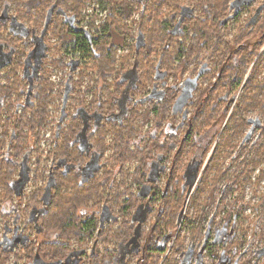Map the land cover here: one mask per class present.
<instances>
[{"label": "trees", "instance_id": "obj_1", "mask_svg": "<svg viewBox=\"0 0 264 264\" xmlns=\"http://www.w3.org/2000/svg\"><path fill=\"white\" fill-rule=\"evenodd\" d=\"M134 1L138 3L136 7L133 5ZM145 1L147 0H107L109 15H111L112 18H108V23L104 25L103 31L94 35L91 32V34L94 36L91 44L88 42L87 38L83 36V34L71 30L70 27L73 26L70 25L69 22L66 24L63 22V20H61L62 24H64L63 26L66 27L64 34L69 35V40H72L70 45L73 49L77 47L83 51H87L91 47L96 49V62H98L99 68L97 74L101 77L99 88H102L101 93H103V95L105 93L107 95L106 98L101 100L97 106V108H99L101 111L99 113L100 116L102 115V112H105V108L108 110L114 109L115 104L120 102V99L116 98L118 96L117 93H120L125 86L124 83L122 85V82L128 79L127 77L123 79L124 76L121 78L123 73L127 75L130 72H136L137 76L139 77V83L141 84V87L146 88V85L153 83L154 78L152 70L158 71L159 73L161 72L162 75L165 71L168 73L171 72L174 73L175 77H178L177 69L181 68L180 72L183 73L188 69V65L190 64L192 57L198 58L199 56L207 55L208 50L220 53V58L218 62L215 63V65L218 63L220 64L219 80H224L223 82L226 88L232 90L235 88L237 89V87L242 83L243 74L246 72L249 66L251 71L248 72L245 78L246 81H243V85H247L251 82L253 78L252 72H254V65L256 67L257 61L259 62L264 60V0H261L262 2L258 7H253L251 9L252 12L251 10L249 11L250 5L247 4L249 0H199L198 2H195L194 0H150L148 6L144 5ZM231 1H234V11L236 13L233 15L234 17L232 21L226 25H222L220 22L229 17ZM1 2H3V0H1ZM189 2L193 5L194 3L196 5H201L202 13L200 14L202 17H196L193 26L185 27L184 31H182L185 33L192 31L191 38H189V45H187L186 41L183 43L176 40L175 36L177 30L173 27V25L175 23V16L180 11L181 6H184ZM81 3L83 4L82 0H64V6L73 11V13L76 11L79 12L77 9H80L79 7L81 6ZM35 4H37V0L31 1L30 8H32V6ZM3 5H7L9 7L11 6L9 2H4ZM53 6H55V4ZM142 7H144V10L140 15L141 18L139 17L138 19L139 22H136V26L141 36L145 38V42L142 41L141 45L138 43L133 46L134 56L130 62L127 60V55L123 58V61L119 65L120 68L123 69L111 70L115 61L113 45L118 44L114 43L110 31H113L114 28L117 30H122V34L120 35L122 36L121 40H123L124 44L127 43L125 39L129 33L127 30H129V26L131 27L130 24L129 26H125L124 24L123 26L120 25V23L114 20L113 16L118 15L124 19H127L131 15L129 14L131 11L139 10V8L141 9ZM242 12H246L247 14L245 22H242L240 17ZM54 14L55 13L52 12L49 23ZM195 15L191 16L188 20L193 19ZM151 20L153 21L152 24L150 23ZM237 23H239V25L237 26L234 35H231L230 38H227L228 36L224 34L223 30ZM13 29L16 30L17 28ZM42 32L45 33L46 29L43 28ZM31 34L32 33L30 32V35ZM211 37H215L213 44ZM67 42V40H63L64 44ZM43 43L45 44L44 41ZM218 45L223 46L222 50L219 51ZM262 45L263 47L259 50V47ZM4 46L6 47L5 44ZM66 47L67 46L65 45V48ZM15 49V46L12 44L6 48L8 55L9 53L12 55L6 67L12 64V60L15 59ZM255 55H257L256 60L254 58ZM176 59L179 60V63L176 67H172L170 63H175L176 61L178 62ZM252 61L253 63H251ZM125 64H127L126 67ZM207 67L208 70H210L208 63ZM16 73L17 72H13L11 75L8 73L7 75L6 72V75L4 76L5 83L0 82V97H4L6 93L10 94V90L11 92L13 91V93L19 91V87L23 84L16 83L18 80H22L21 77H19ZM38 73H40V71H38ZM199 73H202V71L200 70ZM116 74L118 76L113 78L111 80L112 82L107 81L108 78H112ZM40 75L41 76L39 77L44 76L43 74ZM137 76H135L134 81L137 79ZM38 80L39 83L34 95L37 100V110H34L32 117L28 119L26 118L29 115V109L34 107L32 103L33 100H29V103L26 104L21 113L14 111L12 113L13 115L5 116L6 118H12L11 122H14L12 124L13 133H11V135L13 134V137L10 138L13 157H17L19 154L25 152L29 153L31 151L27 146V134L25 131H31L34 133L36 137L34 143L36 147H38L39 131L42 127L41 123L45 118L48 106V104L45 102L48 97L47 94H45V91L47 92V88L46 90H43L41 84L44 81L41 79ZM140 80L146 83L142 85ZM111 84L114 86L113 91H109V86H111ZM120 85H122L121 88ZM134 86V83L131 85L128 84V87ZM209 89H211V87L208 89L207 87L204 88L201 91L202 96L204 95L206 97L207 94L210 93ZM144 91L147 92L148 90ZM177 96V91H173L169 88H167V92H165L164 97H158L159 99L156 101L144 96V98L140 100L141 102L139 103H141L142 108L143 104H146L145 111H140L141 108L139 109L140 106H138V104H129L128 106H124V108H122V105L119 104L120 112L116 113V115L118 114L120 118L116 119L114 122L106 121V124L100 126L99 131L96 133L97 135L89 136L92 138L91 141L93 144L98 147L99 150H111V155L108 158L102 160V165L104 167L103 177L106 181H96L90 174H86L85 171L87 170V167H91L95 163L96 159H89L88 156H84L83 154L82 156L78 155V157H75L74 154L76 153L72 151L71 154L69 152L71 150L68 149V139L70 137L63 138L64 147L61 145L55 149V160L77 161L79 162V166L86 163L87 164L84 167V171H82L81 168L79 169L76 167L75 170L72 171L68 176L61 175L62 165L56 166V171H58L56 178L57 187L53 190V201L50 204V209H47L48 215H46L39 224L41 230L42 227L45 228L47 233H51V236H47L49 237V240L47 239L46 244L43 247H39L34 252L36 264H58V262L61 261L60 259L66 257L68 254L67 252L71 250V238L75 237L77 241H81L86 238L87 234L92 235L95 229L102 230L103 228L104 230H102L101 235H105L107 239L110 238L108 241L113 242L115 247H119V244H122L121 241L127 243L129 238L134 239L135 237L140 236V233L142 235L143 233L147 234L148 241L144 247L145 252L138 256L134 255V264H171L175 261L173 254L177 253L179 249L174 247L169 253V257H166L164 260H162V256L166 252L167 246H162L161 242L163 239L167 238L168 235L172 233V231H174L173 228L175 221L179 220L181 212L183 211L186 194L189 192L192 184L194 183L193 179L195 180L201 168V164L199 162L192 161L191 163L188 161L184 167L183 173H181L182 181L180 183L179 181H175V179L172 180L171 177H169L166 187L163 186L160 188L155 186L157 176L160 175L159 171L163 168V165L161 164V158L160 155L158 156V153L165 148L163 145L165 144V141L161 142L163 144H158L160 141L156 135V131L161 126V122L164 121L165 116L170 110V107L172 108L173 103L177 104L179 99V97L176 99ZM238 96L239 97H237L236 100H238L240 104L242 96L241 94ZM236 104L239 109L243 108L242 104L239 105L237 102ZM11 105L12 103L8 104L7 106L11 108ZM207 105L208 100L202 98L201 101H198L196 112L198 113L199 111V116L202 120H207L209 115L212 113L213 116L216 117V120L220 121L225 116V111L229 108V104H226L219 116L215 112L216 108L212 107L213 105L211 104H209L211 107L209 108V113L207 114V108L203 109V106ZM2 111V104H0V120L3 119ZM123 112H125L124 115H122ZM170 113L171 112H169V114ZM149 115H153L155 122L153 126L144 133L147 138H143L141 143L132 145V141L130 139H135L137 136L135 124L137 119L147 118ZM171 116H173L172 113ZM199 116L194 113L190 118H188L187 123L195 124V121ZM231 120V117H229L228 121L230 122ZM9 125L10 124L8 123L3 125L2 133L4 137H8L7 131ZM153 127L154 130L151 131V128ZM75 128H78V125L73 124L71 126V131H73ZM190 131H192V127H190ZM108 132H110L111 139L109 143L106 142L105 138ZM73 134H77V132ZM190 135L191 132L188 134V137ZM192 139H194V137ZM141 144L144 145L141 146ZM257 150H260V148L258 147ZM137 157L139 160L134 166V171L128 173V171L132 170V168L129 166V163ZM37 160H40V156L37 157ZM111 160L114 161L112 167L108 166V161ZM15 164L11 161L8 166L14 170L17 166V164ZM217 164L214 165L211 169V172L207 174V176L210 177L209 175L213 173L212 182H215V180H218L222 177V172L216 171L219 169ZM127 175H131L133 181L127 182ZM214 176H217V178H213ZM80 179H84L83 182L81 181L79 183ZM109 179L111 180L109 181ZM208 183L209 182H207V186L212 187L211 190H213L215 183L209 184L210 186ZM132 184L136 185V190L135 192L129 194L127 186H132ZM70 185H72L71 191H61ZM85 186L87 187L86 190L83 189ZM111 187H114L115 190L112 205L109 209L108 205L110 202L107 199L108 195L106 194L104 196L102 193L111 189ZM204 190L205 189H202L201 186L196 185L194 190L195 193H192L191 195L190 199H193L194 201H189V203L195 208L193 210V212L195 211L194 215L196 214L198 216L206 214L203 211L205 205H201L203 201L199 202V196L194 198L198 191L201 196L205 193V199H207V191L205 192ZM149 192L155 196L159 193H163V196L159 197L162 202H156V198L149 200V202L143 201L145 199H142V197L145 193ZM124 195L127 196L123 199L122 197ZM103 196L105 198L104 203L107 205V209H101L100 211L102 213H107L108 216L106 222H102L104 227H100L98 226L99 219L97 220L94 214L87 216L85 213V208L80 207L83 205L86 206L88 200L91 201L92 198V200L97 202ZM172 199H176L177 201L174 202L173 209L170 210L168 204ZM154 204H158L157 207L154 208ZM179 204L180 208L178 209ZM58 205L61 209L56 210ZM116 208L117 211L114 210ZM77 211L81 214L80 216L78 215ZM152 212H155L156 218L154 219L155 221L150 224V227H148L147 231L144 230L140 224H138V226L134 224L135 221H139L141 218H148L149 213L152 214ZM185 222L187 225H184V231H198L196 227L201 225L200 222H195V224L193 221L185 220ZM96 251L98 252V250ZM150 252L153 254H150ZM110 253L111 255H104L99 252L96 255V258H94L90 264H105L103 262L104 257L113 256V251Z\"/></svg>", "mask_w": 264, "mask_h": 264}, {"label": "rangeland", "instance_id": "obj_2", "mask_svg": "<svg viewBox=\"0 0 264 264\" xmlns=\"http://www.w3.org/2000/svg\"><path fill=\"white\" fill-rule=\"evenodd\" d=\"M31 1L33 0H3L1 2L0 0V14L3 11L5 14H14L17 16V19L21 21L22 25L28 29V33L25 35H22V32H14L13 30H10L8 28V23L6 25L0 24V43H3L6 45L4 48L0 46V50L4 55H8V52L6 48H8L11 44L15 46V59L13 60L12 64H10L8 67H4L1 69L2 72H7L10 75L13 72H17L16 74L21 77L22 72V65L23 60L26 57L28 50L32 48V42L30 40V32H35L36 37L44 35V40L47 44V52L45 55V60L42 62V68L40 70V74H43V77H40L42 81H44L41 86L43 87V90L45 91V94H47V100L45 102L48 104L47 106V113L45 115V118L43 120L42 127L39 131V143L38 147H36L34 141L36 140V137L33 132L31 131H25L27 134V146L28 148H31L33 145H35V149H32L33 152L35 150L45 153L46 149H48V146L50 144V140L54 139L55 131H58L60 125H61V101H62V91H63V83H65L66 77L69 73H72L71 82L74 81L77 88L81 91V93L74 92L72 94V99H76L75 96L76 93L80 97H85L86 100L90 101V88H86L88 85L96 86L88 76H93L98 81V86L100 83V75H98V62H96V49L95 48H89L87 51L80 50V48L73 49L71 47V41L69 40V35L64 34L66 27L62 24V16L54 14L50 23L48 22V25L46 27V32L43 33L42 30L45 27L46 17L49 12L50 2L53 0H37V4L33 5L31 7ZM91 1V0H90ZM130 1V0H128ZM195 2H198L199 0H194ZM4 2H9L11 6L3 5ZM60 3L63 1L60 0ZM83 4L81 3V6L77 9L80 10V14L82 15L83 19L88 23V25H92L91 32L94 34L100 33L103 31V27L105 24L108 23V18H112L111 15L107 13V15L104 14L103 10H100L96 13V11H91L92 7L91 4L87 6L84 4V0H82ZM150 3V0H147L144 2V5H147ZM190 5L192 3H189ZM247 4H249V11L256 6V2H252L250 0ZM84 5V6H83ZM134 7L138 5L137 2H133ZM3 8V9H2ZM201 5H197V10H195L194 17L191 20H186V27L193 26L195 22V18L202 17L200 13L201 12ZM2 10V11H1ZM233 11V10H232ZM252 12V10H251ZM140 13V8H139ZM246 12H242L240 15L242 22H245ZM141 16L139 14L134 15L131 19H124L118 15H114L113 18L116 20L120 25L123 26H129V30H127L128 36L125 37L126 42L123 44V40H121L122 36V30H117L114 28L113 31H110L112 34V38L115 44L113 45V52L115 55V61L112 65L111 70L116 69H123L120 68V63L123 61V58L127 55V60L130 62L134 56V45L136 43V37L137 33L139 32L136 22L138 23V19ZM178 18V14L175 16V20ZM228 21V20H227ZM86 22H83V26H86ZM131 22V23H130ZM150 23L152 24L153 21L151 20ZM239 23L235 25H231L227 29H224V34L228 36L227 38H230V36L234 35L237 26ZM124 28V27H123ZM122 28V29H123ZM63 34V35H62ZM192 31L189 33L185 32H177L176 33V40L185 42L189 45V41L191 38ZM61 35V36H60ZM212 38V44L215 41V37ZM72 39V38H71ZM63 40H67V43H63ZM217 41V40H216ZM123 44V45H121ZM222 44V43H220ZM65 45L67 46L65 48ZM219 51L222 50L223 46L218 45ZM263 47L260 46L259 50ZM207 49V48H206ZM94 50V51H93ZM250 50V49H247ZM14 51V50H13ZM8 58H11L12 55L9 53L7 56ZM156 57V56H154ZM202 58V59H201ZM220 58L219 52H212L208 50L207 55L199 56L198 58L192 57L190 60V64L188 65V69L181 73V68L177 69V75L178 77H175L174 73H168L165 78V81L162 82L163 79L161 78H155L157 80V85L155 89L164 88L165 91L167 90L166 87L172 90H179L181 91L182 88H185L183 93L180 94V97L178 99L179 104H181V107L178 108L175 112H173L172 108L170 107L169 112H173V116H171V113H167L165 116L164 121L161 122V126L156 131V135L159 138L158 144H163L161 142L165 141L163 144L165 146L164 150L162 152H166L165 154H169V158H167V166H171L172 162V156L175 154L176 150L179 152V157L177 158V167L175 168V172L169 173L165 172L162 176V181H159L161 185H163L164 182L169 180V177H171L172 180L178 179L179 183L182 181L181 173H183L184 167L187 164L188 161L192 163L191 157L193 156L196 160H199V154L201 155L202 152H207V158H203L202 161H200L201 168L199 171L198 176H196L195 179L197 181L195 182L196 185L201 186L202 189H205L204 191H207V182L208 184H214V189H217V191L221 192V190L225 189V193L222 195L221 200H218V193L216 192V197H214L213 201L209 204L207 207V199H205V193L202 195L203 200L205 201V207H204V213L208 214V216L212 213L215 214L214 221H217L221 215L225 217V225L227 230L232 229V223H233V216H244V218L241 217V220L243 219L246 221L244 224L245 227L250 228L251 226H254L257 232L261 233L260 240H261V246L264 244V60L257 61L256 67L254 65L253 69L254 72L253 78L251 82L247 85H243V81H246V76L249 71H251L250 66L247 68L246 72L243 74V81L240 84V86L235 88L234 90L228 89L224 86V80H219V63L215 65L216 62H218ZM255 60L257 59V55H255ZM71 59H79L81 63L70 68V60ZM201 59V60H200ZM77 60V62L79 61ZM178 60V59H176ZM200 60V61H199ZM254 60V59H253ZM146 61V59H145ZM199 62V63H198ZM179 63L176 61L175 63H170L172 67H176ZM210 67V70H208L207 67ZM253 63V61L251 62ZM250 63V65H251ZM127 64H125V67ZM248 66V65H247ZM200 70L202 73H199ZM154 70H152V74H154ZM164 74V73H163ZM234 74V72H233ZM41 76V75H40ZM118 75L116 74L112 78H108L107 81L112 82L111 80ZM162 76V73L160 72L159 75L156 77ZM39 81V80H38ZM123 85V82H122ZM120 85V88L122 87ZM209 89V92L207 96H202V90L204 88ZM86 88V89H85ZM127 92L130 91L131 87H128ZM152 84L146 85V88L144 90H148L147 92L142 91L141 95L144 97H148L147 95L151 92ZM19 90V89H18ZM114 86L111 84L109 86V91H113ZM26 87L24 89V93L26 92ZM51 91V94H50ZM61 91V92H60ZM100 92H102V89H100ZM167 92V91H166ZM16 94V93H14ZM118 94V93H117ZM132 94L134 97L140 95V90L138 92L134 93L132 91ZM241 94L242 99L241 103L239 104L238 100H236L238 95ZM103 95V93H101ZM104 96V95H103ZM28 99H31L29 95H27ZM105 97V96H104ZM157 98V96L150 97L149 99ZM120 99V97H118ZM139 99V97H136ZM208 100V105L203 106V109L207 108V114L209 113V108L211 105L212 107H215V112L219 115L223 108L226 106V104H229V108L225 111V116L223 119H219L220 121L216 120V117L209 115L207 120L200 119L199 111L196 112V108L198 106V101H201V99ZM207 98V99H206ZM122 99V98H121ZM25 100L23 97L22 101ZM85 100V101H86ZM236 100V101H235ZM36 100L34 99V102ZM127 99L123 101L121 104L122 108L127 104ZM147 101V100H145ZM156 101V99H154ZM235 101V103H234ZM70 102V110H75L76 102L69 101ZM236 102L243 106V108L239 109ZM12 105L9 110H3L2 118H5L7 115H13L14 112V104L12 100ZM37 104V103H36ZM132 105V103H129ZM211 104V105H209ZM142 108V106L139 107V109ZM69 109V107H68ZM34 110H37V106L35 105L28 111V118H31L34 114ZM186 111H188L186 113ZM186 113V114H185ZM197 114L199 117L196 119V123H187L188 118H190L193 114ZM230 115V116H229ZM189 116V117H188ZM205 116V115H204ZM220 116V115H219ZM231 117V121L229 122L227 119ZM188 117V118H187ZM194 117V116H193ZM259 118L261 121L262 129L256 130L251 133L248 140L245 139V135L247 134L249 125L246 121L247 118ZM64 118V117H63ZM62 118V119H63ZM26 120V119H25ZM100 121V120H98ZM218 121V122H217ZM155 122V118L153 115H149L147 118H143L140 120L139 118L136 121V129H137V136L135 137V140L139 137V135L143 138H147V136L144 134L148 131L150 127L153 126ZM183 122V125H182ZM190 127H192L191 135L184 140V134L188 130H190ZM11 128H8L7 134L9 137ZM154 130V127L151 128V131ZM196 131V132H195ZM189 132V133H190ZM197 135V141L195 142L193 138V134ZM60 135V129L59 134ZM57 135V136H58ZM8 137L3 139V142H7ZM219 138V140H218ZM59 140V146L61 145V136L58 138ZM134 140V139H133ZM247 142L241 145V142ZM7 144V143H6ZM6 144H2L4 147L2 150H5L7 146ZM255 144V145H254ZM144 144H141L143 146ZM229 146V147H228ZM227 147V148H226ZM260 148V150H257V148ZM1 150V148H0ZM31 155V159L29 161V165L32 166L34 163V155L39 153H33ZM109 153V152H108ZM111 153V152H110ZM213 157V158H212ZM207 159L210 161L209 165L207 163ZM211 159V160H210ZM139 158L133 159L129 163V166L132 168V170L128 171V173L134 171V166L138 163ZM113 160L108 161V166H113ZM52 163V160L49 159L47 162V165L50 166ZM218 163V164H217ZM218 165L219 169H217V172H222V177L218 180H215V182H212V175L211 173L208 177L207 174L211 172V169L214 165ZM40 172L41 171H47V169H43L46 165L40 164ZM170 168V167H169ZM226 168V169H225ZM221 176V174H220ZM213 178H217V176H214ZM126 181H133L131 175L126 176ZM46 182V180H45ZM44 181H38V183H45ZM194 182V179H193ZM200 182V183H199ZM21 188L15 192L17 196H21V199H17V201H22L27 204L29 202L28 197L34 193L32 192L35 187L30 184H21ZM129 194L132 192H135L136 185L132 184V186H127ZM84 190L87 189V187H83ZM122 189V188H121ZM67 190L68 192L71 191V185L68 186L66 189H62L61 191L64 192ZM115 188H111L107 191H104L102 194L105 196L106 194L107 199L109 200V209L112 205L113 195H114ZM67 192V193H68ZM166 192V191H165ZM164 192V193H165ZM24 193V194H23ZM39 193V192H38ZM195 193V191L193 192ZM188 194V193H187ZM185 197V204L183 207V211L181 212L180 218L178 221H175L174 224V232L179 233L180 235V241H183V225H181L182 220L186 221H193V216L195 209L193 205L189 203V201L193 202V199H190L191 196L187 195ZM23 195V196H22ZM104 196L97 202L95 200H88L87 205H83L80 208H85V213L87 216H90L92 214L95 215L96 219H101L102 217L107 220V213H102L101 209H107V205L104 204L105 198ZM127 195H124L122 198H126ZM199 196V200H201L200 193H196L194 196ZM148 197V193H145L142 199H149L150 195ZM175 197V196H173ZM189 197L188 201L186 200ZM170 200V199H169ZM168 200V202H169ZM10 197L6 194L0 193V205L2 203H8L10 202ZM53 201V200H52ZM145 201V200H143ZM176 199H172L168 206L171 209H173L174 202H176ZM158 203L162 202L161 200L156 201ZM9 206V204H7ZM144 205V203H143ZM158 204H154V208L157 207ZM45 201L38 203L36 210L39 212V208L45 207ZM7 206H5L6 208ZM102 207V208H101ZM30 208V206L28 207ZM180 208V204L178 209ZM10 209V208H9ZM9 209H7L5 212H7ZM50 209V208H49ZM57 209H61L59 205L57 206ZM117 211V208L114 209ZM216 210V211H215ZM78 212V211H77ZM40 213H37V218H39ZM78 215L81 214L78 212ZM196 215V214H195ZM207 218L204 220V223H202V229L207 225ZM237 217V218H239ZM156 218L155 212H152V214L149 213V217L144 219H139V221H135L134 224L144 228V230H148V227H150V224H152ZM86 219V218H85ZM84 220V219H82ZM104 221V223L106 222ZM0 222L2 220L0 219ZM36 222V221H35ZM220 222V221H219ZM217 222V224H220ZM103 223V224H104ZM38 224H36V227L38 229ZM193 224V223H192ZM195 224V223H194ZM222 224H224V221H222ZM181 225V226H180ZM1 226V224H0ZM100 226V224H99ZM102 226V225H101ZM104 226V225H103ZM197 228V227H196ZM198 229V228H197ZM200 230V228H199ZM192 231V230H189ZM47 230L44 228L43 232H37L36 230L32 233L31 232V240L34 243L35 251L39 247H43L47 242L46 237ZM181 232V233H180ZM97 234V231H95ZM189 235V234H188ZM1 238V234H0ZM73 243L71 246L73 248H79L83 247L86 249L87 252L91 250V247L95 244L94 239L90 240L88 242L79 244L75 240H73ZM138 237H135L130 243H127L121 254L123 253L122 257L123 259H118L121 261H124L127 258V255L130 253L132 248H137L138 245ZM104 244V243H103ZM95 246L103 247V245L97 241ZM44 249V248H43ZM1 252V251H0ZM20 253V262H23L22 259V250ZM167 253L163 254V257H165ZM24 254V253H23ZM264 254V252L262 253ZM87 255V254H86ZM6 255L0 254V264H10L14 257L11 256L7 261H5ZM133 262V261H132ZM161 263V262H160ZM61 264V263H59ZM81 264H88L87 260H84ZM130 264V262H129ZM132 264V263H131ZM173 264V262L171 263ZM174 264H177L174 262ZM257 264H264V260L261 258V260Z\"/></svg>", "mask_w": 264, "mask_h": 264}, {"label": "flooded vegetation", "instance_id": "obj_3", "mask_svg": "<svg viewBox=\"0 0 264 264\" xmlns=\"http://www.w3.org/2000/svg\"><path fill=\"white\" fill-rule=\"evenodd\" d=\"M60 0H53L50 4L51 7H53V13L56 15H61L62 20L64 23H68L69 21L67 20L69 17H73L72 25L73 27H70L71 30L75 32H80L85 36L88 40V42L91 44L93 40V35L91 34V26L88 25V23L83 19L82 15L78 11L74 12L71 11L69 8H66L64 6V0L63 2L60 3ZM250 1V0H249ZM256 2V6L258 7L260 3L262 2L261 0H252V2ZM101 2V3H100ZM234 1L230 2V9H229V17L224 19L223 24H228L230 21L233 20V15L236 13L234 11ZM84 5L87 6L89 9L88 5L91 4V11H96L99 12L100 10H103L104 14L107 15L109 14V8H108V3L107 0H84ZM190 3V2H189ZM186 3L184 6H181L180 11L178 12V18L175 20V23L173 25L174 28H176L177 32H182L184 31V28L186 27V20L189 19L191 16L194 15L195 10H197V5L194 3L189 4ZM55 4V6H53ZM83 5V6H84ZM101 5V6H100ZM255 6V7H256ZM50 7V8H51ZM187 7V9H186ZM3 9V8H2ZM144 10V7L139 10H133L129 14H131L127 19H131L134 15L139 14L141 15L142 11ZM233 10V11H232ZM2 11V10H1ZM239 14V13H238ZM53 17V16H52ZM228 20V21H227ZM83 22H86V26H83ZM8 23V28L10 30H13V28L20 29V25L22 24L21 21L17 19V16L14 14H5L3 11L0 14V24L6 25ZM131 23V22H130ZM222 24V25H223ZM12 25V27H11ZM14 26V27H13ZM45 37L43 36V39ZM30 40L32 42V48L28 50V54L31 55L29 61L26 63L25 60L27 56L23 60V65L22 69L23 71L21 72V81H17L16 83H21L23 84L22 86L19 87V91L16 92V94L11 92L10 94H7L3 97H0V104H2V110H8L10 107L7 106L10 104L13 100L14 104V111H17L18 113H21V111L24 109L27 103H29V100H33V105L35 106L37 103L36 98L34 97L35 92L37 90L38 86V79H40V73L38 71L41 70L42 68V62L45 60V55H46V42H45V49H44V55L40 58V64L35 69V63H36V57H35V47L37 46V38L35 32L31 34ZM142 41L145 42V38L141 36L140 32L137 33L136 37V44L140 43L142 44ZM2 48H4V44H0ZM3 53L0 50V82L5 83L4 76L6 75V72H2L1 69L6 67L9 60L8 58H2ZM79 59H71L70 60V68L72 65L73 61H77ZM13 61V60H12ZM81 63V61H78V65ZM77 65V67H78ZM155 76L153 75V78H161L163 79L162 82H166L165 78L167 76V71L164 72V74L160 77H156L159 75L158 71L154 72ZM8 75V73H7ZM125 76L128 79L125 80L124 83V88L121 90L120 93H118V97H120V102L118 104H115L114 109L108 110L105 108V112H102V115L100 116V109L97 108L98 104L100 103L101 100H104L106 98V93L101 95L100 88L98 86V81L93 77V76H88L92 80V82L96 86L88 85L86 88H90V101L86 100L85 97H80L77 93H81L79 88H77L76 84L74 81L71 82L72 78V73H69L68 76L66 77L65 83H63V91H62V101H61V107H60V112L62 115V108H64V118L61 120V125L59 127L60 129V135L59 134V129L58 131H55V136L54 139L50 140V144L48 146V149H46L45 153L39 152L35 150V152L32 151V149H35V145H33L31 148H29L31 151L19 154L17 157H13L12 150H11V140L10 138L13 137V128L12 124L14 122H11L12 118H3L0 120V193L1 194H6L7 196L10 197V202L8 203H2L0 205V219L2 222H0V254L6 255L5 261L9 259V257L13 256L14 260L10 264H36V259L34 256L35 252V247L34 243L31 240V232L33 233L35 230L37 232H43L44 228L42 227V230L40 228V222L42 219L45 218L47 213V209H49L50 204L52 202V196H53V190L54 188L57 187V175L58 171H56V166L62 165V172L61 175L68 176L71 174L72 171L75 170L76 167L79 169L81 168L82 171H84V167L87 164L79 166V162L77 161H60V160H55L56 157H54V151L55 149L59 146V140L61 136V145L64 147L63 144V138H69L68 139V149L71 150L69 151L72 154V151L75 152L74 156L78 157L82 156V154L85 156H88L89 159H96L95 163L91 167H87V170L85 171L86 174H90L96 181H104L105 178L103 177V170L104 167L102 165V160L105 158H108L111 155V150L107 149L104 151L99 150L98 147H96L93 142L91 141L92 138L89 137L90 135H97L96 133L99 131L100 126L103 124H106V121H112L114 122L116 119H119L120 116L116 113L120 112V106L119 104H123L122 100L126 101V105L128 106L129 103L131 102L132 104H138V106H141L140 100H142L144 97L141 95L142 91L144 93V87H141V84L139 83V77L137 76L136 72H130L127 75L125 73L122 74L121 78ZM135 76H137V79L134 81ZM124 78V77H123ZM141 81V80H140ZM134 83L135 86L131 87L130 91L127 92L128 88L126 86L128 84ZM142 85H144L146 82L141 81ZM157 80L154 79L152 83V89L151 92L147 95L157 96V98H153L158 100V97H164L165 95V89L164 88H159L155 89ZM167 84V82H166ZM26 87V92L24 93V89ZM69 88L66 96H65V91L66 88ZM85 88V89H86ZM168 87H166L167 89ZM102 89V88H101ZM124 90V91H123ZM140 90V95L136 96L139 97L137 99L134 97L132 94V91L134 93L138 92ZM175 90V89H174ZM173 90V91H174ZM185 88H182L181 91H177V97H180V94L183 93ZM61 92V91H60ZM76 93V99H72V94ZM51 93V91H50ZM123 94V96H122ZM27 95L31 97V99H28ZM52 95V94H51ZM23 97L25 100L22 101ZM122 98V99H121ZM34 99L36 100L34 102ZM237 99V98H236ZM75 101L76 102V107L75 110H70V102L69 101ZM86 100V101H85ZM143 103V102H142ZM235 103V101H234ZM145 106L146 104H143V108L140 109V111H145ZM69 107V109H68ZM181 107V104L177 103L172 106L173 112H175L178 108ZM139 110V109H138ZM172 112V114H173ZM188 111H186L187 113ZM125 112H123L122 115H124ZM185 113V114H186ZM115 114V115H114ZM11 116V115H10ZM189 117V116H188ZM187 117V118H188ZM229 117V116H228ZM100 120V121H98ZM142 120V119H140ZM228 120V119H227ZM81 123H80V122ZM248 122L249 128L248 131L251 130V133L262 129L261 125H254L252 127L253 123L249 121V118L246 120ZM122 122V121H121ZM120 122V123H121ZM5 123L10 124L9 127L11 128L9 137L7 139V142H1L3 141L4 137L3 136V125ZM73 124L78 125V128L73 129L71 131V126ZM183 125V122H182ZM256 129V130H255ZM247 131V132H248ZM77 134H73L76 133ZM190 130L184 134V140L185 138H188ZM11 135V136H10ZM58 135V136H57ZM143 135V134H142ZM142 135L137 138V140H133L132 138L130 139L132 141V145H135L136 143H141L142 142ZM197 135L194 134V141H197ZM106 142L109 143L111 141L110 139V132L106 135ZM7 143V144H6ZM247 142H241V145ZM2 144H6L5 150H2L4 147ZM60 145V146H61ZM255 145V144H254ZM59 146V147H60ZM76 149V150H75ZM178 150V149H177ZM175 152V154L172 156V162L171 166H167V159L169 158V154L166 155V152H159L158 156L160 155L161 158V164L163 165L162 170H160V175L157 176L156 179V184L155 186L162 188L163 186H167L168 181L161 183L159 181H162V176L163 174L167 171L169 173L175 172V168L177 167V158L179 157V150ZM33 153H39L34 155V163L29 165V161L31 159V155ZM109 152V153H108ZM207 152L204 151L202 154H199V160L201 161L203 158H207ZM40 156V160H37V157ZM51 159L52 163L50 166L47 165L48 160ZM192 161H195V158L192 156L191 157ZM199 160H196V162H199ZM13 162L14 164L16 163V169L9 168V163ZM209 160L207 159V163ZM15 164V165H16ZM40 164H45L46 166L43 169H47V171H41L40 172ZM186 166V165H185ZM170 167V168H169ZM226 169V168H225ZM198 176V175H197ZM88 178V177H87ZM44 181L46 182L43 183H38V181ZM84 179H80L79 183ZM111 179H109L110 181ZM106 181V180H105ZM175 181H178L176 178ZM197 179L194 180V183L192 184L189 192L187 195L191 196L192 193L195 190V182ZM130 182V181H128ZM30 184L35 187V189L32 191V193L29 197L28 200L29 202L25 204V202L22 201H17V199H21V196H17L15 194L16 191H18L21 188V184ZM209 185V184H208ZM72 186V185H71ZM210 186V185H209ZM114 189V187H111ZM212 187L207 186V207L213 201L214 197H216V192L218 193L219 197L218 200H221L222 195L225 193V189L221 190V192L217 191V189L211 190ZM158 191V190H157ZM156 191V192H157ZM39 192V193H38ZM162 192V191H161ZM24 194V193H23ZM150 195L149 199H145V201L149 202V200L155 199V201H159V197L163 196V193H159L158 195H153L151 192L148 193V197ZM204 195V194H203ZM23 196V195H22ZM147 197V198H148ZM191 198V197H190ZM189 197L186 199L188 201ZM201 199L202 196H201ZM45 201V207L39 208V212L35 211L38 205V203ZM205 204L204 200H199V202H202ZM9 204V206L7 205ZM105 204V203H104ZM5 206H7L5 208ZM30 206V208H28ZM10 208V209H9ZM7 209H9L7 212H5ZM45 209V210H44ZM216 211V210H215ZM37 213H40L39 218H37ZM47 213V214H46ZM208 214H203V215H194L193 217V223H201V225L198 228V231L190 232V231H183V241H180V235L179 233H175L172 231L170 235H168L167 238L163 239L161 244L162 246H167L166 250L167 253L165 257L162 256V260H164L166 257H169V253L172 251L174 247H177L179 249L177 253L173 254V258L175 259L174 262L177 264H257L261 258L264 260V244L261 246V240L260 236L261 233L257 232L254 226H251L250 228H247L244 226L246 221L243 219L241 220V217L244 218V216H233V223H232V229L227 230L225 225V217L221 215V217L217 220L214 221V216L215 214H210L208 216L207 220V225L202 229V223H204V220L207 218ZM239 217V218H237ZM106 220L105 218L102 217L98 221V226L100 224V227H104L102 225V222ZM36 221V222H35ZM220 221V222H219ZM222 221H224V224H222ZM219 222L220 224H217ZM38 224V229L35 228L36 224ZM102 225V226H101ZM181 225H187L184 220H182ZM180 225V226H181ZM200 228V230H199ZM104 230V228L102 229ZM102 230H97L95 229L91 234H87L86 238L81 241H77L75 237H73V240H75L77 243L82 244L85 242H88L90 240L94 239V243L96 244L97 241L103 245V247L100 246H95V244L91 247V250L89 252L86 251L85 248L79 247V248H73L71 244L73 243L72 238L70 242V248L71 250L68 251L66 257L61 258L58 262L61 264H81L84 260L88 261V264L91 263V261L96 258V255L101 252L104 255H111V251H113V256L109 257H104L103 262L105 264H134V255L138 256L140 254H143L144 247L146 245V242L148 241V237L146 233H143V235L140 233V236H138V247L137 248H132L130 253L127 255V258L124 261L118 260V259H123L121 252L127 245V243H130L133 239L129 238V241L125 243L124 241H121L122 244H119V247H115L113 242H109L108 240L110 238H106L105 235H101ZM97 231V234L95 233ZM181 233V232H180ZM189 234V235H188ZM51 236L50 232H46V237ZM47 237V239L49 238ZM126 239V238H125ZM49 240V239H48ZM104 243V244H103ZM125 243V244H124ZM124 244V245H123ZM22 250V259L23 262H20V253ZM98 250V252L96 251ZM134 251V252H133ZM24 253V254H23ZM87 254V255H86ZM150 254H153L150 252ZM40 261V259H39ZM133 261V262H132ZM41 262V261H40ZM173 262V264H174Z\"/></svg>", "mask_w": 264, "mask_h": 264}, {"label": "water", "instance_id": "obj_4", "mask_svg": "<svg viewBox=\"0 0 264 264\" xmlns=\"http://www.w3.org/2000/svg\"><path fill=\"white\" fill-rule=\"evenodd\" d=\"M186 9H187V7H186ZM52 12H53V7H51L50 9H49V12H48V14H47V17H46V22H45V27H44V29H46V27H47V25H48V22H49V20H50V17H51V14H52ZM70 23H72V21H73V17L71 16V17H69L68 19H67ZM224 23V20H222L221 22H220V24H223ZM20 25V29H16V30H14V32H22V35H26L27 33H28V29L27 28H25L22 24H19ZM11 27H12V25H11ZM14 27V26H13ZM37 38V46L35 47V57H36V63H35V69H37V67L39 66V62H40V58L44 55V49H45V44L43 43V37L42 36H38V37H36ZM8 55H4L3 54V56H2V58H8L7 57ZM30 57H31V55L30 54H28V56H27V58H26V60H25V62L27 63L28 61H29V59H30ZM10 58H8V60H9ZM77 61H73L72 62V65H71V69L73 68V67H75L76 65H77ZM124 78H126L125 76H124ZM123 78V79H124ZM68 90H69V88L67 87L66 88V91H65V96H66V94H67V92H68ZM149 98L150 97H153L152 96V94L151 95H149L148 96ZM122 102H123V100H122ZM63 116H64V108H62V116H61V118H60V121L62 120V118H63ZM249 121L250 122H252L253 123V125H252V127H254V125H261V121L259 120V118H257V117H255V118H249ZM250 135H251V130L250 131H248L247 132V134L245 135V139L244 140H248L249 139V137H250Z\"/></svg>", "mask_w": 264, "mask_h": 264}, {"label": "bare ground", "instance_id": "obj_5", "mask_svg": "<svg viewBox=\"0 0 264 264\" xmlns=\"http://www.w3.org/2000/svg\"><path fill=\"white\" fill-rule=\"evenodd\" d=\"M101 3V2H100ZM101 6V5H100Z\"/></svg>", "mask_w": 264, "mask_h": 264}]
</instances>
